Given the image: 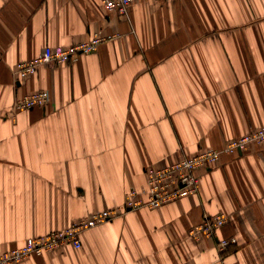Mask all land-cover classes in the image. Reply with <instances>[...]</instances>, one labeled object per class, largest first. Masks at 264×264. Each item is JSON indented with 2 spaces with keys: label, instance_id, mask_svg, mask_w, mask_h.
<instances>
[{
  "label": "crops",
  "instance_id": "obj_1",
  "mask_svg": "<svg viewBox=\"0 0 264 264\" xmlns=\"http://www.w3.org/2000/svg\"><path fill=\"white\" fill-rule=\"evenodd\" d=\"M118 35L75 64L27 78L46 47ZM50 93L43 108L15 101ZM264 127V0H0V251L142 195L170 166ZM199 193L129 212L20 264H264V145L198 171ZM143 199L146 196L142 195ZM225 214L216 237L189 231ZM236 238L224 252L219 240ZM221 258H224L221 261Z\"/></svg>",
  "mask_w": 264,
  "mask_h": 264
},
{
  "label": "built area",
  "instance_id": "obj_2",
  "mask_svg": "<svg viewBox=\"0 0 264 264\" xmlns=\"http://www.w3.org/2000/svg\"><path fill=\"white\" fill-rule=\"evenodd\" d=\"M146 0H103V6L109 13L127 16L129 8L136 2ZM118 35L95 33L90 40L68 47H46L35 58L21 62L14 69L18 80L35 75L43 67L57 68L65 64H75L82 56L97 51L105 42H112ZM50 103V93L40 91L25 95L15 101L12 114L43 108ZM252 145H264V127L239 138L232 139L222 150L208 149L193 157H184L180 161L166 167H149L146 170L147 187L142 191L132 189L125 194L123 205L114 209H106L77 220L65 230L54 231L46 235L31 237L25 244L12 250L0 251V264H20L31 257H41L47 253L71 246L80 250L83 245L82 237L89 230L113 222L129 212L141 209H158L166 204L178 201L199 193L201 179L198 171L216 165L223 155H234L246 151ZM228 222L225 214L205 215L197 226L189 231L195 240L203 237L214 238L219 229ZM238 243L236 238L219 240L221 251ZM224 258H221L223 261Z\"/></svg>",
  "mask_w": 264,
  "mask_h": 264
}]
</instances>
